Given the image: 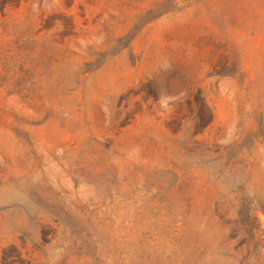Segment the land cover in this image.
<instances>
[{
    "label": "rangeland",
    "instance_id": "rangeland-1",
    "mask_svg": "<svg viewBox=\"0 0 264 264\" xmlns=\"http://www.w3.org/2000/svg\"><path fill=\"white\" fill-rule=\"evenodd\" d=\"M0 264H264V0H0Z\"/></svg>",
    "mask_w": 264,
    "mask_h": 264
}]
</instances>
